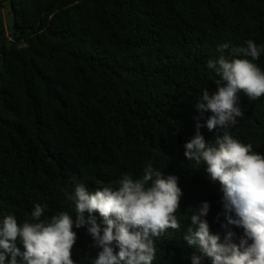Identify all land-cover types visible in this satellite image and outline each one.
<instances>
[{
    "label": "trees",
    "instance_id": "trees-1",
    "mask_svg": "<svg viewBox=\"0 0 264 264\" xmlns=\"http://www.w3.org/2000/svg\"><path fill=\"white\" fill-rule=\"evenodd\" d=\"M248 39L264 45V0H0V218L22 223L37 203L45 217L74 215L62 190L116 186L122 174L140 178L151 161L183 190L182 226L154 240L153 264H191L202 253L184 239L189 208L208 201L210 232L223 239L227 230L223 216L215 219L219 183L184 156V145L204 123L202 90L216 91L208 60ZM255 63L264 69V53ZM239 95L244 115L229 131L264 154V96ZM200 132L215 145L224 129ZM230 229L238 243L243 230ZM74 231L75 264H93L99 249L86 228Z\"/></svg>",
    "mask_w": 264,
    "mask_h": 264
},
{
    "label": "clouds",
    "instance_id": "clouds-1",
    "mask_svg": "<svg viewBox=\"0 0 264 264\" xmlns=\"http://www.w3.org/2000/svg\"><path fill=\"white\" fill-rule=\"evenodd\" d=\"M219 48L216 60H208L214 70L216 91L202 90L196 108L204 123L196 124L195 135L185 143L184 156L196 165H206L211 182H218L223 193L222 212L216 216L226 231L223 239L212 234L206 219L210 204L203 201L189 208L191 220L184 239L198 245L202 255L190 256L191 264H264V154L233 137L229 129L244 112L240 93L249 101L264 96V69L258 66L264 45L248 39L243 45ZM205 113H211L206 118ZM224 129L215 145L206 142L200 129ZM69 211L45 217V208L35 204L30 219L18 222L14 214L0 218V264H75L73 248L77 240L74 229L86 228L93 247L99 252L93 264H153L155 239L169 229L177 231L182 224L177 216L183 190L179 177L164 175L151 161L140 178L122 174L116 186H100L90 192L86 185H75L74 191L62 190ZM102 223H98L96 214ZM44 217V218H42ZM230 226L241 228L239 242ZM19 245V246H18ZM22 249L21 250V247Z\"/></svg>",
    "mask_w": 264,
    "mask_h": 264
},
{
    "label": "rangeland",
    "instance_id": "rangeland-1",
    "mask_svg": "<svg viewBox=\"0 0 264 264\" xmlns=\"http://www.w3.org/2000/svg\"><path fill=\"white\" fill-rule=\"evenodd\" d=\"M4 13H5V16H6L7 25H8V27L10 28L11 25H12V19H11L10 15H9V10H8V8L5 9V12H4Z\"/></svg>",
    "mask_w": 264,
    "mask_h": 264
},
{
    "label": "water",
    "instance_id": "water-1",
    "mask_svg": "<svg viewBox=\"0 0 264 264\" xmlns=\"http://www.w3.org/2000/svg\"><path fill=\"white\" fill-rule=\"evenodd\" d=\"M15 30L18 32V31H20L19 29H17V27H15Z\"/></svg>",
    "mask_w": 264,
    "mask_h": 264
}]
</instances>
